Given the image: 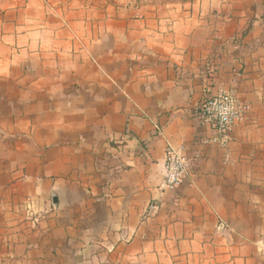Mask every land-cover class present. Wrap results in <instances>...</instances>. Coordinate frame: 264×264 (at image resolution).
<instances>
[{"label":"crops","instance_id":"0c3cea01","mask_svg":"<svg viewBox=\"0 0 264 264\" xmlns=\"http://www.w3.org/2000/svg\"><path fill=\"white\" fill-rule=\"evenodd\" d=\"M0 264H264V0H0Z\"/></svg>","mask_w":264,"mask_h":264},{"label":"built area","instance_id":"2783aa9c","mask_svg":"<svg viewBox=\"0 0 264 264\" xmlns=\"http://www.w3.org/2000/svg\"><path fill=\"white\" fill-rule=\"evenodd\" d=\"M250 105L238 97L235 88L222 91L202 105L203 123L214 131L215 136L206 143H220L230 139L235 127L250 113ZM191 159L175 151L168 153L165 163V189L177 190L191 173Z\"/></svg>","mask_w":264,"mask_h":264}]
</instances>
